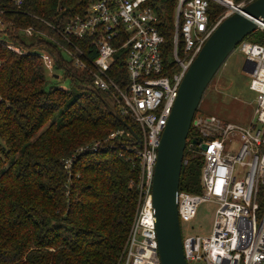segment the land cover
I'll use <instances>...</instances> for the list:
<instances>
[{"label": "trees", "instance_id": "obj_1", "mask_svg": "<svg viewBox=\"0 0 264 264\" xmlns=\"http://www.w3.org/2000/svg\"><path fill=\"white\" fill-rule=\"evenodd\" d=\"M90 1L25 0L17 7L13 0H0V264L123 262L139 207L141 170L135 151L140 145L108 110L112 101L121 114L116 97L94 89L89 73L75 69L49 39L37 33L54 34L39 18H72L82 14ZM227 1L238 5L252 0ZM149 3L165 23L161 27L167 41L164 64L169 65L177 0ZM225 11L211 1L210 23ZM247 38L264 43L259 31ZM82 43L95 59L88 40ZM36 49L56 57L53 77ZM125 56L122 51L112 70L122 87L128 84ZM58 71L69 81L68 88L54 85L61 80ZM122 117L141 136L132 117ZM118 131L125 134L109 141L105 150L79 151L104 143ZM201 169V158L183 166L180 191L200 192V180L192 175L201 174ZM258 201L264 210V186Z\"/></svg>", "mask_w": 264, "mask_h": 264}, {"label": "built area", "instance_id": "obj_2", "mask_svg": "<svg viewBox=\"0 0 264 264\" xmlns=\"http://www.w3.org/2000/svg\"><path fill=\"white\" fill-rule=\"evenodd\" d=\"M211 1L227 9L214 24L208 15ZM13 2L17 7L25 4V0ZM245 5L235 6L227 0H177L169 65L164 64L167 41L161 27L165 23L149 0H91L82 14L72 18H39L54 34L37 33L49 39L75 69L89 73L94 89L118 98L121 116L132 117L140 127L142 143L135 151L141 170L139 207L122 264H161L152 205L158 148L189 68L220 23ZM256 31L264 33V22H258ZM165 33L169 35L167 29ZM86 40L97 54L95 59L84 48ZM236 50L243 56L248 89L256 95L254 118L249 125L203 113H196L193 119L183 166L202 159L201 193L179 192L180 223L194 220L203 202H213L218 208L210 236H182L188 264H264V210L258 201L264 186V43L244 40ZM122 51L128 75L123 87L112 74ZM39 55L53 77L56 57L46 50ZM124 134L114 132L104 143L79 151L105 150L109 141ZM71 165L72 159L66 162V169Z\"/></svg>", "mask_w": 264, "mask_h": 264}, {"label": "water", "instance_id": "obj_3", "mask_svg": "<svg viewBox=\"0 0 264 264\" xmlns=\"http://www.w3.org/2000/svg\"><path fill=\"white\" fill-rule=\"evenodd\" d=\"M264 22V0L236 8L207 40L179 89L172 114L158 148L152 185V205L161 264H188L185 259L178 203L187 139L209 84L238 45ZM246 70V69H245ZM108 110L141 144V138L109 101ZM205 150L206 147H203Z\"/></svg>", "mask_w": 264, "mask_h": 264}, {"label": "rangeland", "instance_id": "obj_4", "mask_svg": "<svg viewBox=\"0 0 264 264\" xmlns=\"http://www.w3.org/2000/svg\"><path fill=\"white\" fill-rule=\"evenodd\" d=\"M243 3L248 5L246 1L240 4ZM226 12L227 9L224 13ZM254 34H257V31ZM246 40L255 42L252 38H247ZM34 52L40 54L41 50L36 49ZM243 66V56L238 50H235L209 84L197 113L215 115L224 121L241 125H249L253 121L256 95L248 89L250 79L244 73ZM57 75L61 77V80L59 82L54 81V85L68 88L70 83L63 80L62 72L58 71ZM116 101L121 107L120 100L116 98ZM192 177L194 179L198 177L200 180L201 174L195 171ZM199 185H201L200 181ZM217 208V205L213 202H203L199 206L197 217L194 220L188 223L181 222L183 238L190 235L210 236L213 231Z\"/></svg>", "mask_w": 264, "mask_h": 264}]
</instances>
